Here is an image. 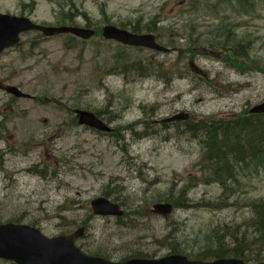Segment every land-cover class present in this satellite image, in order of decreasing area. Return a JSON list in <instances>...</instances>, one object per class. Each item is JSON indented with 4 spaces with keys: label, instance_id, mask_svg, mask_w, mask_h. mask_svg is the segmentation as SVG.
<instances>
[{
    "label": "rangeland",
    "instance_id": "obj_1",
    "mask_svg": "<svg viewBox=\"0 0 264 264\" xmlns=\"http://www.w3.org/2000/svg\"><path fill=\"white\" fill-rule=\"evenodd\" d=\"M0 13L98 28L89 41L25 33L0 54V84L35 97L14 101L0 91V224L29 225L47 238L84 227L82 253L113 261L174 251L211 261L237 249L246 264L264 262L253 206H264V165L242 171L224 192L184 122L155 123L180 112L188 121L244 116L264 101V0H0ZM106 25L153 33L170 51L106 41ZM225 39L240 43L241 56L208 44ZM74 110L94 113L113 132L80 127ZM179 190L189 208L149 212ZM97 198L119 204L124 217L94 215Z\"/></svg>",
    "mask_w": 264,
    "mask_h": 264
},
{
    "label": "water",
    "instance_id": "obj_2",
    "mask_svg": "<svg viewBox=\"0 0 264 264\" xmlns=\"http://www.w3.org/2000/svg\"><path fill=\"white\" fill-rule=\"evenodd\" d=\"M31 32H39L45 37L70 34L84 41L90 40L96 34L93 30L75 26H41L25 17L0 13V54L17 46L21 42V36ZM102 36L106 40H113L128 47L143 48L160 53L170 51L158 44L153 34H135L114 26H106L102 29ZM189 68L194 74L203 75V71L194 63H190ZM0 89L17 98L28 97L14 86L0 85ZM249 113L264 115V101L252 107ZM75 115L81 126L104 133L111 132V129L91 112L76 110ZM188 119L189 115L181 112L160 122H178ZM90 206L96 216L113 218L124 216L121 206L106 198L92 200ZM172 212L173 206L169 203H157L151 208L152 214L162 217H167ZM84 233L85 229L81 227L69 235L46 238L39 230L31 226L13 223L0 224V260L14 264H245L243 260L235 258L217 259L211 262L191 261L183 255H169L159 259L132 258L125 262H115L82 253L76 246V241ZM258 264H264V262Z\"/></svg>",
    "mask_w": 264,
    "mask_h": 264
},
{
    "label": "trees",
    "instance_id": "obj_3",
    "mask_svg": "<svg viewBox=\"0 0 264 264\" xmlns=\"http://www.w3.org/2000/svg\"><path fill=\"white\" fill-rule=\"evenodd\" d=\"M208 44L214 49L230 52L232 57L241 56L239 54L241 48L239 42L235 44L231 40L225 39L222 42L211 41ZM136 69L144 72L146 66L140 63L136 65ZM165 70L171 71L170 68H165ZM182 131H186L185 134L187 135L190 132V137L200 142L203 155L210 166V172L207 176L212 178V182L220 184L224 192L231 190V186H234V183L237 182L242 171L250 167L257 168L264 165V115L247 114L228 119L188 121L182 126ZM203 131L205 135H202L201 132ZM167 199L173 204L174 208L190 207L186 194H180L178 197L168 196ZM253 206L254 209L258 208V220H261L260 225L264 227V206H257L256 203ZM262 233L264 234V230ZM173 253H177V251ZM219 253L213 259L222 258L221 254L225 255L222 251ZM229 253L232 252L227 254ZM238 254L237 249H234L233 255L235 256L233 258H241L246 261L247 257L245 255ZM129 258L149 257L135 252L124 260Z\"/></svg>",
    "mask_w": 264,
    "mask_h": 264
},
{
    "label": "flooded vegetation",
    "instance_id": "obj_4",
    "mask_svg": "<svg viewBox=\"0 0 264 264\" xmlns=\"http://www.w3.org/2000/svg\"><path fill=\"white\" fill-rule=\"evenodd\" d=\"M44 26H45V25H44ZM56 26H66V25H64V23L62 22V23H59V24L57 23ZM67 26H68V25H67ZM70 26H78V27H82V28L90 29V30H93V31H98V28L92 27L90 24H88V23H86V22L84 23L83 26L75 25L73 22H70ZM106 26H107V25H106ZM104 27H105V26H104ZM104 27H103V28H104ZM103 28H102V29H103ZM0 91H3V90L0 89ZM7 96L13 98L14 101H17V100L34 101V100H35V97H32V98H14V97H12V96H10V95H7ZM4 100H5L4 97H1V98H0V101H4ZM2 134H3V132H1V129H0V140L3 139Z\"/></svg>",
    "mask_w": 264,
    "mask_h": 264
},
{
    "label": "bare ground",
    "instance_id": "obj_5",
    "mask_svg": "<svg viewBox=\"0 0 264 264\" xmlns=\"http://www.w3.org/2000/svg\"><path fill=\"white\" fill-rule=\"evenodd\" d=\"M165 119H167V118H165ZM178 122H184V123H185V122H188V120H187V121H178ZM171 123H177V122H169V121H167L166 123H162L161 125H163V127L166 128L167 125H168V124H171ZM166 124H167V125H166ZM165 125H166V126H165ZM201 133H202V135H205V132H204V131L201 132ZM104 134L108 135L107 133H104ZM189 134H190V132L188 133V135H189ZM211 141L214 142L213 139H211ZM231 188H232V186H231ZM181 190H182V189H181ZM181 190H179L178 193H176V195H175L174 197H178L180 194H182V193H181ZM166 200H167V201H166L165 203H171V202L169 201V199H166Z\"/></svg>",
    "mask_w": 264,
    "mask_h": 264
}]
</instances>
